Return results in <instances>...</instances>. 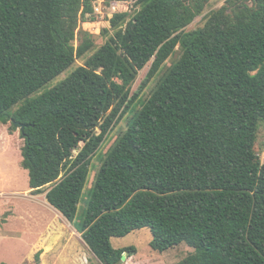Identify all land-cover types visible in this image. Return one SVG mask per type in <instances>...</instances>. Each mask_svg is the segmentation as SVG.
<instances>
[{
  "label": "trees",
  "instance_id": "16d2710c",
  "mask_svg": "<svg viewBox=\"0 0 264 264\" xmlns=\"http://www.w3.org/2000/svg\"><path fill=\"white\" fill-rule=\"evenodd\" d=\"M210 2L138 0L125 28L128 15H115L105 45L40 94L94 49L80 28L94 21L93 3L0 0V123L26 125L30 187L41 194L49 186L48 203L70 222L94 155L181 50L95 178L79 231L97 264L135 255L112 239L145 228L155 251L193 248L179 264H264V163L255 151L264 124V0H228L186 32Z\"/></svg>",
  "mask_w": 264,
  "mask_h": 264
},
{
  "label": "rangeland",
  "instance_id": "374dc122",
  "mask_svg": "<svg viewBox=\"0 0 264 264\" xmlns=\"http://www.w3.org/2000/svg\"><path fill=\"white\" fill-rule=\"evenodd\" d=\"M137 1L91 0L95 19L94 21L82 23L80 28L92 35L95 43L94 49L84 59L78 60L66 73L42 89L40 94L62 82L76 68L84 65L92 54L105 45L109 38L114 35L111 20L115 15L121 13L128 15L123 25V28H125L127 23L140 10ZM227 1L211 0L204 13L186 28V32L202 28L209 14L225 6ZM113 5H115V9L112 8ZM75 44L78 46L77 42ZM180 57L181 50L178 47L175 54L165 63L160 74L153 79L147 80L151 64L140 72L133 86L132 95H135L147 80L146 87L140 92V96L135 101L131 111L112 128L106 141L94 155L90 177L86 184L77 217L72 223L49 205L46 199L47 192L50 189L49 186L41 194H36L31 189L28 171L22 166L24 141L20 136L21 132L18 129L12 131L11 123L7 125L0 123V264H80V258H83V264L98 263L94 254L84 242L82 233V236H79V241L82 243L85 252H88V263H85L83 250L80 252L74 248V244L77 246L75 239H73L72 247L69 249L71 242L69 238H72L70 233L72 230H80L88 208L90 193L95 185V178L107 154L115 147L117 141L125 134L128 125L152 96L163 74ZM98 133H100V130H98ZM255 149L261 162L264 163V124L260 125ZM38 236H40L38 242L40 245L34 250ZM152 239L150 229L145 228L125 238H114L112 245L116 249L134 247L137 251L132 256L127 252V259L121 264H179L194 252L193 248L181 244L161 253L151 247Z\"/></svg>",
  "mask_w": 264,
  "mask_h": 264
},
{
  "label": "crops",
  "instance_id": "0c3cea01",
  "mask_svg": "<svg viewBox=\"0 0 264 264\" xmlns=\"http://www.w3.org/2000/svg\"><path fill=\"white\" fill-rule=\"evenodd\" d=\"M48 204V203H47ZM50 205V204H49ZM51 206V205H50ZM46 208H47V206H46ZM54 208V207H53ZM48 209V208H47ZM69 221V220H68ZM72 223V222H71ZM70 235H71V237L72 238H69V240H71V242H70V248L69 249H71V243L73 242V239H75L76 240V243H77V246H76V244H74L73 246H74V248L76 249V250H78V251H82L83 250V252H84V254H83V256H85V263H88V260H87V257H88V252L86 251L85 252V249H83V245H82V243L79 241V236L81 235V232L80 231H75V230H72L71 231V233H70ZM82 236V235H81ZM39 237L40 236H38V239H37V242H36V244L34 245V250H36L37 249V247H38V245H40V243H38L39 242ZM82 240V239H81ZM113 240V239H112ZM85 242V241H84ZM42 246H44V245H42ZM88 247V246H87ZM73 248V249H74ZM44 249H46L47 250V248L46 247H44ZM68 250V249H67ZM80 264H83V258H80ZM68 261V260H67Z\"/></svg>",
  "mask_w": 264,
  "mask_h": 264
},
{
  "label": "water",
  "instance_id": "95a60500",
  "mask_svg": "<svg viewBox=\"0 0 264 264\" xmlns=\"http://www.w3.org/2000/svg\"><path fill=\"white\" fill-rule=\"evenodd\" d=\"M12 124L16 127V129L20 130V132H24L26 125L21 124L20 122L12 121ZM127 252L123 254L121 261H119L117 264H121L122 262L126 261L127 259Z\"/></svg>",
  "mask_w": 264,
  "mask_h": 264
},
{
  "label": "built area",
  "instance_id": "2783aa9c",
  "mask_svg": "<svg viewBox=\"0 0 264 264\" xmlns=\"http://www.w3.org/2000/svg\"><path fill=\"white\" fill-rule=\"evenodd\" d=\"M112 8H114V9H115V5H113V6H112Z\"/></svg>",
  "mask_w": 264,
  "mask_h": 264
}]
</instances>
